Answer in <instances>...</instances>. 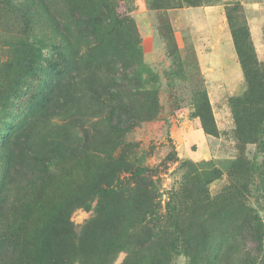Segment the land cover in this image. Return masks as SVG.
Instances as JSON below:
<instances>
[{
  "label": "rangeland",
  "instance_id": "1",
  "mask_svg": "<svg viewBox=\"0 0 264 264\" xmlns=\"http://www.w3.org/2000/svg\"><path fill=\"white\" fill-rule=\"evenodd\" d=\"M172 2L179 6L121 0L119 9L136 22L144 56L137 67L153 82L146 92L156 94L157 113L150 98L136 96L140 123L121 141L104 128L91 172L83 164L52 167L63 179L54 195L69 203L81 194L73 174L87 176L83 186L116 175L123 182L91 210L29 225L11 248L13 264H264V133L235 106L249 85L227 16L237 8L234 25L249 30L264 62V0ZM263 108H252L253 116ZM201 117L217 135L207 134ZM202 199L222 212L197 231L186 210ZM150 239L159 247L144 244Z\"/></svg>",
  "mask_w": 264,
  "mask_h": 264
},
{
  "label": "trees",
  "instance_id": "2",
  "mask_svg": "<svg viewBox=\"0 0 264 264\" xmlns=\"http://www.w3.org/2000/svg\"><path fill=\"white\" fill-rule=\"evenodd\" d=\"M120 2L0 0V264L14 263L11 248L39 218L66 221L76 209L91 210L93 202L115 194L123 182L116 175L83 186L87 176L73 174L81 194L69 203L54 195L63 179L53 165L83 164L91 172L103 152L98 144L103 129L121 141L140 123L136 96L150 98L157 113L156 94L146 92L153 82L137 67L144 61L142 40L134 19L120 13ZM154 2L157 8L179 6L172 0ZM236 11L229 9L227 16L249 90L235 106L252 115L253 131L264 133V108L252 114V108L264 106V62L256 58L249 30L234 25ZM201 119L207 134L217 135ZM237 122L242 124L241 116ZM203 201L186 210L197 231L206 229L209 214L222 212L216 203ZM145 210L148 220L151 210Z\"/></svg>",
  "mask_w": 264,
  "mask_h": 264
}]
</instances>
